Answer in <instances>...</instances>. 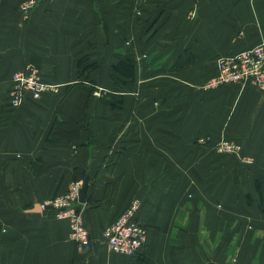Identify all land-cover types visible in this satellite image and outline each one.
Masks as SVG:
<instances>
[{"label":"crops","instance_id":"1","mask_svg":"<svg viewBox=\"0 0 264 264\" xmlns=\"http://www.w3.org/2000/svg\"><path fill=\"white\" fill-rule=\"evenodd\" d=\"M261 43L264 0H0V264H264V91L202 88ZM85 56L98 66L82 75ZM127 60L135 76L116 83ZM28 66L59 91L13 108ZM87 177L79 249L42 205ZM136 199L148 244L129 257L102 235Z\"/></svg>","mask_w":264,"mask_h":264},{"label":"built area","instance_id":"2","mask_svg":"<svg viewBox=\"0 0 264 264\" xmlns=\"http://www.w3.org/2000/svg\"><path fill=\"white\" fill-rule=\"evenodd\" d=\"M32 5L24 2L20 7L28 13ZM248 84L264 91V43L220 59L217 74L202 88L211 91L226 86ZM58 91L59 85L44 81L38 69L28 66L12 75L10 106L18 107L27 96L39 101L43 95ZM206 141L200 140L201 143ZM215 147L221 153H239L241 149L236 142L226 137L221 138ZM82 186V180L75 181L64 194L57 195L42 205L43 209L50 211L57 218L69 221L71 237L79 249L91 243L90 232L85 224L86 205L79 201ZM140 207V201L133 200L126 211L104 230L102 239L110 251L129 257H137L145 252L148 229L137 218Z\"/></svg>","mask_w":264,"mask_h":264},{"label":"trees","instance_id":"3","mask_svg":"<svg viewBox=\"0 0 264 264\" xmlns=\"http://www.w3.org/2000/svg\"><path fill=\"white\" fill-rule=\"evenodd\" d=\"M98 66L97 63H89L88 57H82L78 60V68H79V74H88L91 71H93ZM114 69L116 71L117 76L115 75L114 80L116 83H119L120 79L123 80H132L135 76V65L133 61L127 60V61H120L114 66ZM120 78V79H119ZM125 82V81H124ZM102 95L105 96H111L119 103H122L123 96H117L115 94H109V93H102ZM262 204L264 205V201L262 200ZM264 211V209H263Z\"/></svg>","mask_w":264,"mask_h":264},{"label":"rangeland","instance_id":"4","mask_svg":"<svg viewBox=\"0 0 264 264\" xmlns=\"http://www.w3.org/2000/svg\"><path fill=\"white\" fill-rule=\"evenodd\" d=\"M218 67H219V64H218ZM223 88V87H222ZM139 89V87H138V85H137V91L136 92H134V96H132V97H134V99L135 100H137V102L139 103V99H141L142 98V96H141V92H140V90H138ZM97 95H101L102 96V92H100L99 91V94H97ZM144 98V97H143ZM117 103H119V101L117 102ZM227 138V137H226ZM201 139H206L207 141L206 142H204V143H201L200 142V140ZM201 139H198V143H200L201 145H204V144H206V143H211L212 142V140L210 139V140H208L209 138H201ZM229 139V138H228ZM231 140V139H230ZM214 147H215V144L213 145ZM215 149H216V151L217 152H219L218 151V149L215 147ZM219 153H221V152H219ZM224 154H230V155H232V154H234V156H236L238 159H239V157H240V155H241V149H240V152L238 153V152H225ZM243 160H246L245 158H243ZM136 200H138V199H136ZM140 201V200H139ZM141 203V202H140ZM263 209H264V205L261 203L260 204V211L262 212L263 211ZM264 212V211H263ZM259 227H264V221H260V223H259V225H258ZM247 227L248 228H250V227H252V228H254V227H256L255 225H254V223L252 222H248V224H247Z\"/></svg>","mask_w":264,"mask_h":264},{"label":"water","instance_id":"5","mask_svg":"<svg viewBox=\"0 0 264 264\" xmlns=\"http://www.w3.org/2000/svg\"><path fill=\"white\" fill-rule=\"evenodd\" d=\"M89 190V178L87 177L84 181H83V186L82 189L80 191V198L79 201L81 203H86V196Z\"/></svg>","mask_w":264,"mask_h":264}]
</instances>
